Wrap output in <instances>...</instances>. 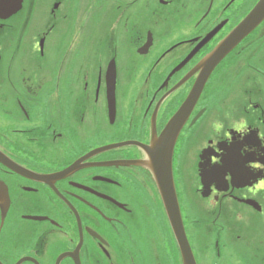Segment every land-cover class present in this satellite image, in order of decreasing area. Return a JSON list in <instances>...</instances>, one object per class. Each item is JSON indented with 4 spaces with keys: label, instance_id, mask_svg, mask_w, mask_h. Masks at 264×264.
<instances>
[{
    "label": "flooded vegetation",
    "instance_id": "obj_1",
    "mask_svg": "<svg viewBox=\"0 0 264 264\" xmlns=\"http://www.w3.org/2000/svg\"><path fill=\"white\" fill-rule=\"evenodd\" d=\"M44 1L0 0V264H183L143 145L258 0H48L116 14L106 36L93 26L108 17L80 18L89 33L69 49L41 35L48 77L14 38ZM160 162L196 264H264V19L212 68Z\"/></svg>",
    "mask_w": 264,
    "mask_h": 264
},
{
    "label": "water",
    "instance_id": "obj_2",
    "mask_svg": "<svg viewBox=\"0 0 264 264\" xmlns=\"http://www.w3.org/2000/svg\"><path fill=\"white\" fill-rule=\"evenodd\" d=\"M263 19L264 0H258L254 7L234 27L228 36L202 61V74L200 79L195 82L180 110L174 116L173 120L168 123L162 135L160 138H158V142L155 144V146L151 148L149 146L143 145L152 161L149 164L151 165L153 163L151 167L158 180V187L161 191L163 202L180 248L183 264L196 263L183 229L172 177L171 180L167 181L171 176L170 164L166 169L164 162H160V156L166 155L167 151H169L171 154L174 140L178 133V128L196 101L212 68L247 34H249L256 26H258ZM108 147L109 146L103 148ZM0 161L7 165H10L9 162H11L8 156L2 152H0Z\"/></svg>",
    "mask_w": 264,
    "mask_h": 264
},
{
    "label": "rangeland",
    "instance_id": "obj_3",
    "mask_svg": "<svg viewBox=\"0 0 264 264\" xmlns=\"http://www.w3.org/2000/svg\"><path fill=\"white\" fill-rule=\"evenodd\" d=\"M47 1L40 3V7L34 8L31 12L26 10L28 13V17H30L29 24L22 22L18 25V29L16 31V36L14 38L16 41H21L22 44L19 47V53H24L27 58L26 62L23 64L25 67L29 68L30 73L37 72L41 70L45 76H49L48 71L46 69H42L44 66L42 61L39 60V56L37 53V48H34L36 40L43 34H46L49 38L50 44H56V48L58 43H63V48L69 49L71 42L75 39L79 34L83 39H86V35L89 32H86L87 24L84 20H80V18H87V17H108L110 19L107 25L104 24H97L93 26L94 34H103L104 36L108 33V28H114L115 22L112 21L113 18L116 17V14L113 12L112 9L107 10V15H104L101 10L93 9L86 10L81 9V11L72 10L70 11L66 7H62L59 11L53 14L51 11V7L47 5ZM152 1V0H151ZM51 9V10H50ZM150 14L148 10H142L141 18H147V15ZM59 15V19L57 20V16ZM73 18H79L78 24H74L71 22ZM148 20H152L147 18ZM157 19V17H156ZM153 18V21L156 20ZM152 21V22H153ZM2 34L3 39L1 40L2 43L6 42L8 32L6 27L0 31ZM1 37V36H0ZM53 50V49H52ZM42 66H41V65ZM9 119L0 115V132L6 134L7 136H11L9 132Z\"/></svg>",
    "mask_w": 264,
    "mask_h": 264
},
{
    "label": "clouds",
    "instance_id": "obj_4",
    "mask_svg": "<svg viewBox=\"0 0 264 264\" xmlns=\"http://www.w3.org/2000/svg\"><path fill=\"white\" fill-rule=\"evenodd\" d=\"M233 127H235V130L237 132H242L243 131V128H241V127H236L235 125H233ZM212 128L216 132H219V131H221L224 128V124H223V122L221 120H216V121H214L212 123Z\"/></svg>",
    "mask_w": 264,
    "mask_h": 264
}]
</instances>
